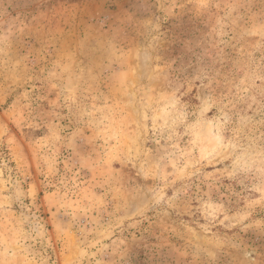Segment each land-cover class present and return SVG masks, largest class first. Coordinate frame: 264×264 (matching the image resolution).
I'll use <instances>...</instances> for the list:
<instances>
[{
    "label": "rangeland",
    "instance_id": "rangeland-1",
    "mask_svg": "<svg viewBox=\"0 0 264 264\" xmlns=\"http://www.w3.org/2000/svg\"><path fill=\"white\" fill-rule=\"evenodd\" d=\"M0 264H264V0H0Z\"/></svg>",
    "mask_w": 264,
    "mask_h": 264
}]
</instances>
